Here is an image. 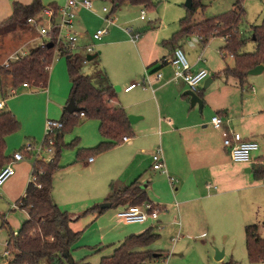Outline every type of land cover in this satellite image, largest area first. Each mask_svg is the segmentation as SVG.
Here are the masks:
<instances>
[{
	"label": "crops",
	"instance_id": "0c3cea01",
	"mask_svg": "<svg viewBox=\"0 0 264 264\" xmlns=\"http://www.w3.org/2000/svg\"><path fill=\"white\" fill-rule=\"evenodd\" d=\"M33 1L0 0V25L12 16L14 4L27 6ZM39 1L42 6L52 5L57 9L65 3V0ZM142 6L130 5L135 9ZM94 10L95 12L81 8L76 10L74 26L79 34V52L76 54L85 58V47L93 45V54L99 57V67L103 69L116 92L110 106L121 107L127 116L133 115L138 119L133 124L129 123L132 137L127 142L100 154H86L83 151L79 152L76 158L69 157L64 160L62 157L60 169L53 175L52 198L58 208L78 220L88 217L87 222L79 226L78 220L71 223V230L78 232L83 226L90 224V229L96 233L89 235L85 240L82 237L67 250L72 261L84 260L90 264H99L101 258L111 256L125 238L139 235L148 229H153L160 238L156 228H171L177 234L175 238H171L173 242L177 241L180 233L189 236L187 234L198 232L202 239L206 238L208 233H213L214 226H224L236 217V213L231 210V203L225 202L230 197L242 198L243 203H260L264 210L263 79L249 78L257 75H247L245 85L240 86L235 78L224 76L222 72L233 66L224 63L229 55H220L224 44L219 46L218 50L215 49L216 51L209 48V43L214 38L202 45L196 35H191L173 44H167L166 41L179 31V21L177 28L162 36L154 32L157 24L151 28L135 29L124 28L117 21L107 27V34L100 41L94 43L92 34L105 27V14L101 11L103 15L97 17L100 11ZM89 17L93 19L91 25L94 24L93 31H90L92 34L82 29L79 23L80 20L82 23L87 21ZM139 20L144 21L145 18ZM30 25L32 29L18 30L0 37V40H7L6 49L13 50L5 59H0V66L11 56H27L31 49L41 44L42 39L30 36L36 28ZM128 28L141 34L137 41L126 32ZM16 34H20L21 39L13 43L14 46H10L8 37H14ZM176 48L185 52L192 72L206 70L207 78L211 80L205 90H202V87L207 78L199 86L197 94L202 100L200 110L197 105H190V99L185 95L189 90L187 85L173 79L170 60ZM1 51L0 49V53ZM157 75L160 77L157 78ZM143 80V86L124 91L130 84ZM47 87L41 89L19 85L13 88L11 77L0 75V99L4 102V111L10 112L19 123V129L5 139L3 155L7 160L11 159L12 154L23 143V137L39 140L44 133L45 121L48 118L57 119L62 106L64 107L61 112L65 110L68 99L65 104L63 100L60 101L52 110L49 104H46L45 111L36 119L25 118V114L31 109L26 100L44 97L47 100ZM213 116L222 119L221 129L211 125ZM98 128L99 122L95 120L83 125L78 133L82 144H85L82 145L83 148L91 149L105 141ZM230 130L240 134L244 140L258 144V150L251 154L248 163H233L224 149L222 132ZM157 147L162 150L168 175L176 180L174 189L168 184L164 174L151 169V155ZM89 158L92 160L89 161ZM31 169L32 162L28 159L14 164V175L0 188V195L12 204L13 210H19L14 208L15 202L25 194ZM256 170L262 172L259 177L255 176ZM135 181L140 184L147 199L161 210L156 220L144 224L118 223L112 214L123 207L105 210L98 217L93 213L82 216L86 210L106 203L111 194L110 185L119 189ZM23 213L27 220L26 213ZM259 218V215L250 214L248 210L240 216V221L244 223V228L256 225L263 237L264 222L259 221ZM3 222L9 226V221ZM20 227L17 224L13 232L16 233ZM158 240L148 247L137 249L138 252H152L151 259L142 264H158L167 258L158 246ZM6 244L7 239L0 242L4 249L0 252L2 264L11 260V252L7 258L1 256L6 250ZM106 248H111L110 255H104Z\"/></svg>",
	"mask_w": 264,
	"mask_h": 264
},
{
	"label": "trees",
	"instance_id": "16d2710c",
	"mask_svg": "<svg viewBox=\"0 0 264 264\" xmlns=\"http://www.w3.org/2000/svg\"><path fill=\"white\" fill-rule=\"evenodd\" d=\"M110 1L113 4V12L125 3L146 7L151 5L150 0ZM241 1L235 0L234 9L228 13L214 19L194 22V13L204 6L202 0H192L191 9H186L185 16L179 20V31L174 33L166 43L173 44L191 35H196L202 45L212 38H223L224 46L220 51L224 53V56H231L234 65L232 68L227 67L222 74L235 78L240 86H244L248 71L259 65L264 66V16L259 25L251 27L249 43H253V50L246 51L248 42L242 39L237 30V24L244 14L240 6ZM45 8L57 9L52 5L42 6L39 0H34L27 6L14 4L12 16L0 25V37L18 30L32 29L28 20L34 19ZM46 45L31 49L27 56L10 63L8 68L0 66V75H9L13 88L23 84L46 88L49 68L55 59L56 50L54 43L51 48H47ZM60 49L62 48L59 47ZM64 56L71 81L68 102L73 100L79 111L77 113L63 111L60 119L63 128L53 135L55 143L52 160L44 162L36 159L32 162L30 175L34 177V182L29 181L24 196L15 202V206L26 213L27 220L16 233L10 231L7 237L6 250L11 252L9 264H90L84 260L69 263L63 255L65 250L76 243L81 234V231L74 232L70 228V224L78 218H72L68 213L60 210L52 198V179L60 169L59 157L61 146H63V133L76 125L78 118H81L80 114H83L84 119L99 122L98 131L105 141L91 149L79 152L100 154L121 144L124 137H132L125 111L121 107L110 106L116 92L103 69L99 67L98 55L91 60L94 66L92 75H84L81 72L84 57L78 54H64ZM18 129L19 123L15 117L10 112L0 111V169L10 161L3 155L5 139ZM27 158L29 160L31 156ZM261 174V171H255L256 177ZM110 190L111 194L106 199L109 205L107 208H101L98 205L86 210L82 216L93 213L98 217L108 209L141 206L150 202L137 181L119 189H114L110 185ZM244 236L248 262L250 264L264 262V237L259 235L258 227L246 226ZM158 239L159 235L153 229H148L139 235H131L122 241L111 256L101 258L99 264H142L151 259L152 252H138L137 249L148 247Z\"/></svg>",
	"mask_w": 264,
	"mask_h": 264
},
{
	"label": "rangeland",
	"instance_id": "374dc122",
	"mask_svg": "<svg viewBox=\"0 0 264 264\" xmlns=\"http://www.w3.org/2000/svg\"><path fill=\"white\" fill-rule=\"evenodd\" d=\"M150 1L151 5L149 7L143 5L142 7H139L137 9L131 8L130 5L123 4L121 5V7L119 6V8H121V11L119 12V8H117L116 11L113 12V15L117 18L119 25L124 26V28H151V26L157 24V28L154 29V32H157L162 36L169 32L171 29L177 28L179 19L184 17L186 14V8L184 6L185 0ZM92 3L94 9L100 11V13L96 15L97 17H101L103 15L101 13L102 7H106L110 11H112L113 9V4L110 0H92ZM234 3L235 0H202V5L204 7L198 8L196 10L193 16L194 22L206 19H214L225 13H228L234 9ZM240 6L243 9L244 14L243 16H241L237 24V30L242 39L248 42L245 50L252 51L253 43H249V39L251 37V27L259 25L262 22L264 16V0H242ZM140 10L145 11L144 21L139 20ZM92 20L93 19H91V17H89V19L87 21H84L83 23L80 20V27L82 29L84 28L85 30H88V32L90 33V31H93L92 27H94V24L91 25V23H93ZM94 20L97 21L96 18H94ZM30 36L37 39L38 37L40 38L37 27L35 28V31L30 34ZM8 38H10V46H14V44L18 42V39H21V36L20 34H16L14 37ZM6 44V39L0 40V49L2 50L0 53L1 61L5 59L9 53L13 52V50L8 51L6 49ZM223 44V38L217 37L210 41L209 48L218 50V47H221ZM78 52L79 51L74 52V54ZM185 57L187 59L186 55ZM224 63L230 67L233 66V60L229 56L226 57ZM93 70L94 66L91 61H89L85 65L82 64V74L92 75ZM48 77L49 82L51 78V84H49V82L47 81L48 87L46 86L49 90L48 99L46 100V97H44V99L34 98L32 100H26V102L31 105L30 111L25 114V118L27 120H30L33 117L34 119H36L37 116L39 117V115H41V113L45 111L46 104H49L52 110L53 107L57 106L60 101L63 100L65 104V102L69 98V94L71 91V81L66 68L65 56L55 57L50 67ZM249 78H262L264 81V72L260 75ZM63 107L64 106H62L61 108ZM61 108L60 116L57 119H48L60 121L62 115ZM262 109L264 111V106ZM88 121L93 120L78 118L77 124L71 127L70 130L63 133V146H61L59 163L62 157L64 158V160L69 159V157L76 158L79 151L88 149L82 147V145L85 144H82L81 137L78 135V133L81 132V128L83 127V125ZM85 128L86 127H84L83 129ZM43 138L44 133L39 140H34L32 139V137H23V143L19 145V147L15 151L20 150L23 145L28 143H33L36 147H38L42 144ZM29 161L33 162L34 159ZM160 176H162V178H165L163 175ZM174 188L175 185L172 189ZM225 202L231 203V210L236 213V217H233L232 220L224 226H214L213 233H208L206 238L202 239L198 235V232L187 234L189 236L180 233L179 239L176 242H173L171 241V238H175L177 234L171 228L165 227L160 230L156 228V230L159 231L160 234V238L157 244L163 251V253L167 255V258L160 261V263L158 264H225L228 262H235L236 264H250L247 260L245 249L244 223L240 221V216L244 213V211L246 212L249 210L250 214L259 215L261 217L259 218V221L264 222L263 207L260 203H243V199L236 196L230 197L228 200H225ZM112 215L114 216L113 219L116 222L122 223L116 218L114 213ZM87 218L88 217H85L84 219L81 218V220L79 219L78 226L82 223L87 222ZM3 220L9 221V226L5 225L3 223ZM25 220V214L20 210H13L12 204L7 202L5 198L0 195V242H4L7 239L9 232L15 231L17 224L21 226V223L23 224ZM261 224L262 223H260V225ZM80 231L81 234L77 240L78 242L82 237L83 240H85L89 235L96 234L93 230L90 229V224L85 225V227L83 226ZM262 232L264 233V227ZM83 233L85 234L83 235ZM259 235L262 236V233H259ZM3 250V247L0 245V252H2ZM101 252L102 251H99V253ZM216 252H223V258L220 260H215ZM104 253V255H110L111 248H106ZM0 264H2V262ZM256 264H264V262Z\"/></svg>",
	"mask_w": 264,
	"mask_h": 264
},
{
	"label": "built area",
	"instance_id": "2783aa9c",
	"mask_svg": "<svg viewBox=\"0 0 264 264\" xmlns=\"http://www.w3.org/2000/svg\"><path fill=\"white\" fill-rule=\"evenodd\" d=\"M85 9L87 11L95 12L92 4V0H65L64 5L56 10L52 8L43 9L34 19H29L28 23L34 25L38 28V32L42 42L40 46L46 45L48 42L54 43L56 46L55 57H62L64 54H74L78 50V40L79 34L75 30V18L77 9ZM101 11L105 14L103 17V22L105 27L97 29L92 34V41H100L105 34H107V27L116 24V17L111 14V11L106 7H103ZM139 18L143 20L145 18V11H140ZM126 32L131 36L134 41H137L141 34L134 32L132 28L126 29ZM59 47L62 48L59 50ZM94 48L93 45H88L85 47V58L83 64H87V55H93ZM220 55H224L220 51ZM24 55L11 56L8 61H6L3 66L8 68L10 63L17 62L22 59ZM170 64L173 67V79L180 80L187 85L188 89L193 93H198L200 84L208 77L206 70H199L197 72H192L190 70L189 62L187 61L185 54L182 49L176 48L173 51L172 59ZM51 67V66H50ZM50 70V68H49ZM160 76L157 75V78ZM143 80L140 83H132L127 88L125 92L134 89L137 86H143ZM27 86V84H23ZM253 90V89H252ZM4 102L0 99V111L4 110ZM83 118V114H80ZM211 125L216 129L222 128V119L219 116H213L211 118ZM63 128L61 121L46 120L44 124V138L40 146L36 147L33 143H28L22 146L18 151H15L10 161L0 169V188L4 183L10 179L14 173V164L28 159L27 156H31L34 161L42 160L44 162H50L54 157V139L53 135L56 132H60ZM223 137V147L226 149L231 161L233 163L245 164L250 161L251 154L258 150V144L254 141L244 140L240 134L233 131L222 132ZM129 138L124 137L122 143L128 141ZM153 171H157L164 174L167 178L168 184L173 187L176 184V180L169 176L166 170L163 153L160 147H157L151 155ZM92 158H89L91 161ZM30 181L34 182V177L30 175ZM14 208H17L14 206ZM161 210L158 206L147 202L141 206H126L120 208L116 211V218L124 224H144L151 220H156ZM264 237V236H263ZM179 239L178 237L176 238ZM2 258H7L10 256L9 251L5 250L1 254ZM10 260H6L4 264H9Z\"/></svg>",
	"mask_w": 264,
	"mask_h": 264
},
{
	"label": "water",
	"instance_id": "95a60500",
	"mask_svg": "<svg viewBox=\"0 0 264 264\" xmlns=\"http://www.w3.org/2000/svg\"><path fill=\"white\" fill-rule=\"evenodd\" d=\"M184 6L186 9H191L192 7V0H185ZM47 48H51L52 47V43H48ZM97 56V54H93V55H88L86 56V60L89 62L91 60H93L95 57ZM69 57V56H68ZM264 71V66L263 65H259L255 68H253L252 70L248 71L247 75L250 76H254V75H258L260 73H262ZM210 78H207L204 82H203V88L202 90H205L209 83H210ZM185 95H187L190 99V105L191 106H195L197 105L199 110L202 108V100L200 99V97L198 96V94L191 92L190 90H187L185 92ZM65 111H67L68 113H77L79 111V109L75 106V103L73 100H70L68 102V104L65 107ZM127 119L129 121L130 124H133L138 117L133 116V115H128ZM109 205L107 203H104L102 205H100L101 208H107ZM64 257L68 260V262H72V259L70 258V256L68 255V251L65 250L63 253ZM223 257V252H216V257L215 260H220Z\"/></svg>",
	"mask_w": 264,
	"mask_h": 264
}]
</instances>
